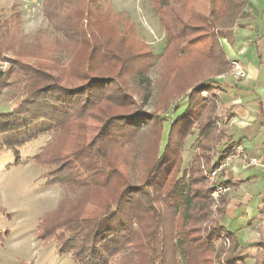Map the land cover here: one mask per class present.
Masks as SVG:
<instances>
[{
    "label": "rangeland",
    "instance_id": "rangeland-1",
    "mask_svg": "<svg viewBox=\"0 0 264 264\" xmlns=\"http://www.w3.org/2000/svg\"><path fill=\"white\" fill-rule=\"evenodd\" d=\"M221 2L222 0H0V70L3 72V79L0 82V112H11L19 102L26 97H32L34 90L45 84V72L56 77L59 83L66 86L83 83L91 74L109 77L112 84L111 91L119 92L125 97L124 101L116 97L114 100L105 99L95 104L85 117L64 122L56 134L51 131L38 135L19 149L18 157L9 151H2L0 264H76L70 253L63 255L59 252L55 234L60 232L64 234V238H70L73 242L77 238L83 239L81 238L83 232L80 235L70 232L72 231L70 219L81 212L84 206L85 212L91 214L94 205L110 198L113 194V190L95 193L92 187L83 185L80 181L87 178V174H84L82 169L94 166L92 161H87V156L97 155V159H93V162H97L105 169L107 164L119 168L122 179L143 180L148 166L158 157V147L160 151L164 148L171 124L178 120L189 106L188 98H180L177 93L179 98L176 96L174 105L179 103V106L176 109L172 106L166 111L172 101L168 100V96L172 94L174 88L179 89L175 86L174 79L178 77L177 70L186 83H188L187 79L192 78L191 85L201 80L212 81L210 83L212 84L218 80V75H215L217 68L227 67L218 49L215 50L213 57L209 55L210 58H207L206 55L196 52L201 50L206 53V46L203 49L202 45H195L196 42L188 43L189 52L177 54L175 51L186 41V38L180 33L181 27L175 23H173L175 27L173 44L166 56L162 57L167 39L158 14L164 10L168 11L165 8L172 6L175 10V18L178 19L179 16L187 21L189 32H194L191 36L200 40L213 33L220 34L221 25L229 24L227 14L235 11L236 5H233L234 1L227 3L223 0L222 5ZM211 10L213 15L209 14ZM188 14L191 15L192 20H186ZM199 14L214 16L215 23L211 21L212 23L207 25L208 22ZM211 16L209 19L207 17L209 22ZM78 25L82 28L86 25L85 29L88 32L92 30V33L98 36L96 40L100 46L98 54L100 57L96 60V64L89 62L88 46L91 43L78 42L67 35L68 31L75 30ZM221 40L220 37L219 41ZM174 44H178L179 47L175 48ZM208 47L207 45V49ZM96 55L97 53L94 57ZM230 67L231 64L224 75L230 72ZM218 90L219 88H216L214 92L219 105L216 111L220 117L223 113L222 108L227 106L220 102ZM208 95L203 93L205 97H212ZM129 110L143 113L153 119V122L151 120L146 127L135 132L131 137L102 144L99 132L109 116ZM161 118L163 129L159 145V125L154 124H160ZM31 121L33 120L26 118L25 124ZM216 124L218 128L216 132L222 137L214 146V161L217 162L227 134L235 126L229 122L225 123L221 117ZM255 128L253 127L254 131ZM250 130L242 133L247 135ZM196 138V129L185 135L181 155L179 153L177 156V159L182 157L180 166L182 171L178 174L182 175L184 180L199 176L198 192L199 195L201 192L203 197L207 195L206 188L209 186L219 185L221 190L215 194L211 189L210 197L207 196V208L193 211L195 218L191 221L181 222L180 212L165 210L157 231L164 230V233L172 232L183 237L187 234L183 242L187 247L192 248L189 241L219 221L225 224L229 231L234 234L237 232L238 239H247L245 244L248 242L252 244L244 246L242 250L244 261L238 264H258L263 258L264 248L252 241L264 240V228L258 227L261 232L255 233L254 226H251L249 220L243 216L245 206L243 200H240L242 203L233 206L231 217L225 219L232 207L230 199L237 194V182H239L237 179H240L234 170L239 171L241 167L252 165L249 159L254 157V152L253 156L251 151L249 155L245 152L235 156L225 165L224 159L211 170L212 155L207 156L199 150L198 156L193 157ZM86 146H90L87 149L90 150L88 153H84ZM44 152L46 155L41 159L52 163L48 167L34 160L35 156ZM75 152H82L86 158L83 159L81 153L73 156ZM68 154L72 155L69 157ZM196 159H198V170L192 172L189 168L191 164L195 166ZM60 168L64 170L60 171ZM240 172L244 180L256 173L251 168L242 169ZM62 179H64L62 184L54 183ZM219 180L227 181L229 185L219 184ZM111 182L115 184L116 178H112ZM244 185L239 187L238 194L241 197L248 195L251 204L257 202L255 195L259 188L264 193V180L260 184ZM223 188L227 189L223 191ZM166 190H161L160 197ZM225 193L228 194V200L227 202L224 200L226 204L222 207L220 199ZM163 199L162 197V207H165L167 203ZM60 204L63 211L61 210L62 213L57 219L66 222L67 227L57 229L58 225H55V228L51 225L50 228L44 226L43 222L47 215L52 211H56L57 214ZM179 205L180 203L173 205L171 209ZM56 221L60 222V220ZM148 225L150 227L149 223ZM148 225L131 234L133 243L141 244L143 240L142 246L137 248L136 252H131L130 245L126 257L123 251L114 253L106 258L105 264H159L155 253L150 251L153 245L145 247L146 239H142L141 234L144 232L150 235ZM189 226L198 229L190 230L191 233L185 232L184 230ZM240 230L242 232H239ZM77 242L79 241H76L74 247L73 243H69L68 246L71 248L68 249L76 251L82 248V244L83 248L87 245L85 239L81 245ZM238 244H234V249H238ZM214 246V252L211 253L208 262L203 263L197 259L193 264H220L218 261L231 254L230 250L233 249L230 239L224 237L216 240ZM167 248L170 255L174 247L169 245ZM153 256H156V260H153ZM83 259L85 260L86 257ZM92 260L89 258L85 263L93 264Z\"/></svg>",
    "mask_w": 264,
    "mask_h": 264
},
{
    "label": "trees",
    "instance_id": "trees-1",
    "mask_svg": "<svg viewBox=\"0 0 264 264\" xmlns=\"http://www.w3.org/2000/svg\"><path fill=\"white\" fill-rule=\"evenodd\" d=\"M225 1H227V3L234 1L233 5H236V10L227 14L229 24L221 25L220 34L213 33L200 40L191 36L194 32H189L187 21L181 19V17L179 18V16L178 19L175 18L176 14L172 6L165 8L168 11H161L158 14V18L165 28V36L167 39L166 49L161 56H166V53L169 52L173 44L172 41L174 39L175 30L173 23H175L181 27L180 33L186 38V41L181 44L180 47L178 44H174L175 48L179 47L177 51H175L177 54L189 52L187 48L188 43L191 44L196 42L195 45L200 44L203 46V49H205L206 46V53L201 50H196L197 53H201V55L204 56L206 55L208 58L209 55L213 57L215 50L218 49L220 57L223 58V63L228 67L231 62L228 60L219 38L221 37L228 41H232V27L236 21L244 15V7L249 0ZM222 3L223 0L220 4L222 5ZM212 11L213 10H211L209 14L211 13L213 15ZM209 14H207V16H201V14H199L200 17H203V19L208 22L206 23L207 25L212 22L215 23L214 20H216L214 16ZM208 15L211 16L210 22L207 20V17L209 19ZM189 19L192 20L190 14H188L186 20ZM86 22L88 23V20H86ZM86 25L83 28L78 25V28L75 30L68 31L67 35L73 37L78 42H90L91 45L88 46L89 62L96 64V60L100 57L98 56L100 46L96 40L98 36L94 35L92 30L90 31L91 33L88 32L87 29H85ZM207 45L209 46L208 49ZM95 53H97L96 57H94ZM227 67L222 68L221 66L220 69L217 68L215 75L220 76L227 73ZM179 74L181 75L177 70L176 76L178 77H174L176 80L175 86L179 89L176 90L174 88L172 94L168 96V100L172 101L167 106L166 111L172 106L174 109L179 106V103L174 105L178 94L180 98H188V109L181 117L179 116L180 118H178V120L171 124L170 131L166 136L164 148L160 151L158 147V157L152 165L148 166L143 180L131 181L127 178L122 179L119 168L112 164H107L106 170L103 166L98 165L97 162H93V159H97V155L96 157L94 154L92 156H87V161H92L94 166L82 169V172L87 174V178L80 181L83 185L92 187L95 193L113 190V194L108 199H100L101 201L93 206L94 210L91 214L85 212L86 208L84 206L81 212L73 216V219H70L71 221H69V223L72 225L70 226L72 227V231L70 230V232L76 235H80V233L83 232L81 236L83 239L79 240L77 238L73 242L70 238H64V234L60 232L55 234L59 252L63 255L65 253H70L76 264H86L85 261L89 258L92 260V257L93 264H105V260L109 255L121 253L122 251L123 255L126 257V251L130 245L131 252H136L137 248L142 246L143 240L141 244L136 242L133 243V236L131 234L139 228L146 227L148 223L150 224V227L148 225L150 235L148 232L147 234L144 232V234H141L144 236H142V239H146L144 241L145 247H148L150 244L153 245V249L150 247V251L151 253H155L159 259V264H168L169 262L174 264H193L197 259L203 263L208 262L211 258V253L214 252L215 241L220 237L230 239L233 249L230 250L231 254L228 252L229 254H227L223 260H219L218 263H243L244 257L242 256V249H234V244L237 243L236 238L233 236L232 231H229L227 226L219 221H216L213 226L202 231L200 234L195 235L194 238L189 241L192 248L187 247V244L183 242L187 234L183 237V235L179 236V234L172 232L164 233V230L157 231L162 223L165 210L180 212L181 222L185 220L191 221L195 218V214H192L193 211L207 208V196L210 197L211 189L214 190L216 187H207V195L203 197L201 192L200 195L198 192L199 176H188L189 178L186 180H184L182 175L179 176L178 173L182 171L180 167L182 157L177 159V156L179 153L181 155L185 135L191 132L192 129L197 130V143L193 157L198 156L197 151L199 150L207 156L212 155L211 170L221 164L227 155L234 151L235 146L238 144L237 141L227 136L223 143V147L220 149L218 161H214V146L222 139L220 134L216 132L218 130V128H216V123L220 117L216 114L217 96L214 91L216 88H220L221 83L214 81L210 84L212 81L206 82V80H201L191 85L190 83L193 82L192 78L187 79L188 84ZM44 75L46 77L44 80L45 84L34 90L32 97H26L22 102H19L16 108L11 112H0V156L2 151H9L18 157L19 149L24 144L35 139L42 133H50L52 131V133L56 134L58 128L64 124V122L85 117L95 104L105 99L114 100V98L118 97L120 100H125V97L119 92L111 91L112 84L109 77L91 74L83 83L76 86H66L59 83L56 77L51 76V74L45 72ZM2 79L3 72L0 70V82ZM203 93H208V96L212 97H205ZM179 96L177 97L179 98ZM203 116L204 119H202ZM26 118L32 119L33 121L25 124ZM151 120L153 122V119L136 110H129L109 116L99 132L101 143H111L131 137L135 132H139L146 127ZM162 121L163 119L161 118L159 121L160 124H154L157 126L159 125V145L162 137ZM90 146H86L84 153L90 152V150H87ZM210 151L212 154H210ZM79 153L82 154L81 157L83 159L86 158L82 152H75L73 156H78ZM45 155L46 152L42 155L35 156L36 159L34 157V160L48 167L52 163L48 160L44 162V159H41ZM70 155L72 154H68L69 157ZM73 156H71V158H73ZM74 160L78 161L76 158H74ZM197 161L198 159L194 162L195 166L191 164L189 168L190 171L198 170ZM82 163L85 165L87 164L84 162ZM60 169V171L64 170L63 168ZM112 178H116L115 184H112ZM63 182L64 179L54 181V183L59 184ZM218 183L229 185L227 181L222 182L219 180ZM164 189L167 190L160 197L161 190ZM162 197L164 198L163 201L167 203L165 207H162ZM221 197L220 200L222 201L223 207L228 200V194L225 193ZM168 200H170V202H168ZM224 200H226V202ZM179 203V206L171 209V206L178 205ZM61 210L62 206L60 204L58 208L59 213L57 212L56 214V211H52L48 214L45 222H43L44 226L47 225V227L50 228V225L52 227L58 225V227H56L57 229L67 227V224H65L66 222H61V219H57L63 211ZM221 211H224L223 208H221ZM56 220H60V222ZM192 229L198 228L189 226L184 231L191 233L190 230ZM197 231L198 230H195V232ZM84 239L87 241V245H84L83 248L82 243H84ZM76 241H79L77 243L80 245L82 244V248H80L82 250L78 249L73 251L68 249L71 248L68 244L73 243L72 245L74 247ZM254 244L261 245L262 248H264V240L262 239ZM169 245L174 247L170 255L167 252V246ZM150 256L152 257V254H150ZM156 256H153V260H156ZM83 257H86V259L84 260ZM258 264H264V255Z\"/></svg>",
    "mask_w": 264,
    "mask_h": 264
},
{
    "label": "crops",
    "instance_id": "crops-1",
    "mask_svg": "<svg viewBox=\"0 0 264 264\" xmlns=\"http://www.w3.org/2000/svg\"><path fill=\"white\" fill-rule=\"evenodd\" d=\"M264 0H249L244 7V15L236 21L232 27V41L222 38L221 44L225 50L228 60L237 61L247 72V76L241 79H233L229 74L218 76L220 88L218 94L220 102L227 106L223 107L221 120L235 126L227 136L243 144L245 152H254V157L259 164L247 165L240 170L251 168L253 175L248 176L246 180L242 179L240 170H234L237 179V194L231 197L232 207L225 219L231 217L233 206L236 203H242L244 218L249 220L251 226H254L255 233L261 232L264 228V193L260 188L256 191L255 199L257 202L251 204L248 195L239 196V187L244 184H260L264 180ZM222 77V78H221ZM218 105V104H217ZM219 106V105H218ZM217 106V107H218ZM217 112V111H216ZM217 115L218 112H217ZM228 121V122H227ZM236 123V124H235ZM255 128V131L253 130ZM251 129V130H250ZM250 130L246 135L242 131ZM233 131V132H232ZM240 165H242L240 163ZM246 166V165H245ZM236 191V188H235ZM234 191V192H235ZM241 197V198H240ZM247 202H249L247 204ZM253 206H251V205ZM247 205V206H246ZM241 213V214H242ZM246 216V217H245ZM263 222V225H261ZM223 224V223H222ZM237 231V230H236ZM239 232H242L240 230ZM236 238L238 248L244 249V246H250L251 242L238 239L237 232H232ZM259 241H252L255 243Z\"/></svg>",
    "mask_w": 264,
    "mask_h": 264
},
{
    "label": "built area",
    "instance_id": "built-area-1",
    "mask_svg": "<svg viewBox=\"0 0 264 264\" xmlns=\"http://www.w3.org/2000/svg\"><path fill=\"white\" fill-rule=\"evenodd\" d=\"M230 76L237 80V79H241V78H245L247 76V72L246 70L243 68V66L238 63L237 61H231V67H230V72H229ZM242 153L245 154V149H244V146L243 144H237L234 148V151L231 152L230 154L227 155V157L225 158L226 162H224V165L225 163H228L229 160H231L233 157L235 156H239L241 155ZM249 163L250 164H258L259 162L257 161V159L255 158H251L249 159ZM227 188H223L222 190H226ZM219 190H221V187L219 185H217L215 187V189L213 190V192L215 194H217L219 192Z\"/></svg>",
    "mask_w": 264,
    "mask_h": 264
}]
</instances>
